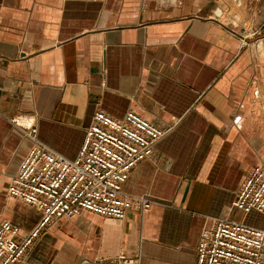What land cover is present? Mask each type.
<instances>
[{
    "label": "crops",
    "instance_id": "1",
    "mask_svg": "<svg viewBox=\"0 0 264 264\" xmlns=\"http://www.w3.org/2000/svg\"><path fill=\"white\" fill-rule=\"evenodd\" d=\"M96 110L167 129L122 186L158 204L58 219L21 264H195L216 219L264 229L232 207L264 165V0H0V222L25 235L40 219L7 196L32 145L12 120L74 159Z\"/></svg>",
    "mask_w": 264,
    "mask_h": 264
},
{
    "label": "built area",
    "instance_id": "2",
    "mask_svg": "<svg viewBox=\"0 0 264 264\" xmlns=\"http://www.w3.org/2000/svg\"><path fill=\"white\" fill-rule=\"evenodd\" d=\"M32 145L7 187V196L40 214L34 228L21 235L18 226L0 222V264H21L34 241L54 222L87 212L122 220L128 211L142 213L158 204L144 196H130L122 186L132 168L150 158L167 132L133 111L116 120L96 110L74 159H67L40 141L31 117L12 120ZM234 210L264 216V165L250 168L235 193ZM195 264H264V229L218 218L201 231ZM118 256L115 264H135Z\"/></svg>",
    "mask_w": 264,
    "mask_h": 264
}]
</instances>
